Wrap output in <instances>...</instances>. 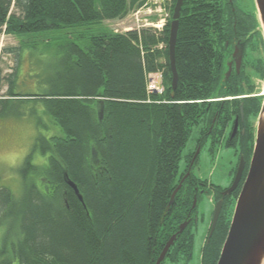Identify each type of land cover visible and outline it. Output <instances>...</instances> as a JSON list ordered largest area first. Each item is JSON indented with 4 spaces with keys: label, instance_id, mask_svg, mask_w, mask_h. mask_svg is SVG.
I'll use <instances>...</instances> for the list:
<instances>
[{
    "label": "trees",
    "instance_id": "trees-1",
    "mask_svg": "<svg viewBox=\"0 0 264 264\" xmlns=\"http://www.w3.org/2000/svg\"><path fill=\"white\" fill-rule=\"evenodd\" d=\"M232 1L183 0L175 46L178 83L171 97L167 41L175 0L162 28L121 33L110 32L103 21L123 18L144 0H0V34L60 33V41H44L63 49L65 58L48 79V90L19 94L9 77L6 94L0 97V114L9 102L30 99L41 103L59 128V133L48 129L36 137L33 149L46 158L45 164L40 172L27 155L20 169L25 183L21 198L0 188V224L7 227L3 244L9 236L15 239L9 249L0 248V264H155L186 220L160 264L190 259L196 212L192 205L199 193L186 186L201 181L207 187L192 172L198 158L194 153L186 158V169L192 162L189 178L161 217L186 172L177 179L191 128L203 125L199 145L211 134L218 141L216 135L223 136L229 125L233 130L241 107L240 132L225 145L248 161L262 103L252 82L254 75L264 77V40L256 31L254 1L247 0L249 12L234 8L238 0ZM96 24L85 44L69 37L70 28ZM230 35L244 44L243 65L225 78L226 65L218 56L221 49L231 52L232 42L225 45ZM253 35L259 48L251 41ZM26 43L20 41L16 55ZM158 71L164 90L149 93L145 77ZM34 170L41 174L36 181L28 175ZM65 173L78 187L85 208ZM239 186L225 197L214 195L213 202L222 198L223 205L212 235L205 238L200 264L217 262ZM210 188L222 189L213 184Z\"/></svg>",
    "mask_w": 264,
    "mask_h": 264
},
{
    "label": "rangeland",
    "instance_id": "rangeland-1",
    "mask_svg": "<svg viewBox=\"0 0 264 264\" xmlns=\"http://www.w3.org/2000/svg\"><path fill=\"white\" fill-rule=\"evenodd\" d=\"M146 2L147 4L144 6ZM171 4L172 2L169 3L167 0H144L141 6L130 9L123 18L103 21V26L107 30L109 29L110 32L121 33L141 27L154 28L152 24L164 25L165 15L169 12L168 6ZM237 6L244 7L248 12L250 10V4L247 3V0L236 1L234 8ZM98 27L96 24L76 26L75 29L70 28L71 35L69 37L80 45L85 44L89 39V35L95 33ZM256 31H259L262 35L259 26ZM54 37H60V33L54 32L47 36H41L40 33H31L21 34L19 37L4 33L0 34V97L6 94L9 77L14 78L13 91L16 93L33 95L48 90L49 84L47 81L55 76L57 71L55 66L61 64V59H65L62 51H60L63 49L59 50L45 44V39ZM23 38L27 40V43L19 49L20 52L16 55V48H18ZM49 41L55 43L60 40L56 38L49 39ZM251 41H254L255 48H259L254 35ZM10 48L14 51L10 52ZM254 53L256 55L257 51H254ZM261 54L264 57V50H261ZM255 64L258 65V62ZM156 73H151L154 80L156 79ZM158 74L162 76L163 80L162 71H158ZM145 79L147 83L148 76ZM252 82L254 83V92L262 96L263 100L264 95L261 94H264V77L254 75ZM7 107V110L0 114V188H7L15 199H20L25 189L20 169L27 155L31 154L30 162L33 165H38L40 172L41 167L39 166L43 167L45 164L46 158L33 149L36 137L39 133H45L48 129L49 132L59 133V128L52 124L48 114L44 112L43 105L39 102H33L30 99L22 102L12 101L8 103ZM40 120L42 123L39 124ZM202 126L200 122L192 126L178 163L177 179L185 169L187 155L189 153L197 155V162L192 172L199 179L206 181L207 187L206 192L199 194L196 200L195 219L192 225L193 246L191 257L186 262L182 260L176 264H200L202 247L209 231L215 206L211 201L214 191L209 186L213 184L227 187L234 176L233 168L239 163L240 159L234 147L225 145L226 139L231 135V125L224 130L223 136L216 135L218 141H215L214 136L211 134L206 136L204 142L199 145L198 139ZM213 141L215 142L213 143ZM38 170L28 173L34 181L41 177ZM6 228L3 223L0 224V248L4 246L7 250L10 241L15 239L13 236H9L5 245L3 244Z\"/></svg>",
    "mask_w": 264,
    "mask_h": 264
},
{
    "label": "water",
    "instance_id": "water-1",
    "mask_svg": "<svg viewBox=\"0 0 264 264\" xmlns=\"http://www.w3.org/2000/svg\"><path fill=\"white\" fill-rule=\"evenodd\" d=\"M257 12V20L261 28L264 40V0H253ZM183 0H175L173 13L169 24V33L167 41L168 50V63L171 73V97H173V90H175L178 83V73L175 65V46L177 42V34L179 27L180 9ZM244 51V44H238L234 47L233 57L236 62V69L240 68ZM231 73L229 66L226 76ZM240 107V115L242 111ZM237 130V117L235 118L233 132L230 138L235 136ZM245 167V160L240 156L234 178L231 186L222 192V196H226L233 192L242 177ZM188 173L184 176L186 178ZM67 184L72 188L78 200L86 207L83 201L82 194L79 192L78 187L72 182L68 175L65 173ZM183 178V179H184ZM183 179L178 183L177 187L173 190L170 200L162 214L161 221L166 212L174 202L176 192L181 187ZM193 204L195 205V199ZM223 200L220 199L216 202L208 237H210L215 229L218 216L221 212ZM190 220H186L179 224L178 230L173 234L165 243L161 250L155 264H160L170 247L174 244L177 234H181L186 228ZM264 260V96L261 103V108L257 116L255 126V140L253 144L252 154L249 161L247 174L241 185L240 191L236 198L230 224L224 242L222 244L219 257L216 264H262Z\"/></svg>",
    "mask_w": 264,
    "mask_h": 264
},
{
    "label": "flooded vegetation",
    "instance_id": "flooded-vegetation-1",
    "mask_svg": "<svg viewBox=\"0 0 264 264\" xmlns=\"http://www.w3.org/2000/svg\"><path fill=\"white\" fill-rule=\"evenodd\" d=\"M229 2L232 4L233 3V1L232 0H229ZM237 36V35H236ZM235 36V37H236ZM235 37L234 36H232V35H230L229 37H227V38H229L228 40H226V42H225V45L226 46H228V41H230V42H232V50H231V52L230 53H228L227 54V50H220V52H219V54H220V56H218V57H220V58H218L219 59V61H221L222 59L224 60V63H225V65H226V72H227V70H228V68H229V66H230V68H231V73H230V75L232 74V72H236V73H238L239 72V69L241 68V66L243 65V56H242V61H241V64H240V68L239 69H236V62H235V58L233 57V55H232V53H233V50H234V47L236 46V45H238V44H240V42H239V40L237 41L236 39H235ZM243 54H244V51H243ZM226 72H225V74H224V77L225 78H228L227 76H226ZM162 77V76H161ZM163 84V83H162ZM206 115H208V114H206ZM217 117V116H216ZM237 117V130H236V133H235V136H237V134H239V132H240V123L241 124H243V115L241 116V115H236L235 117H234V122H235V118ZM214 119H215V117H214ZM234 122H233V126H234ZM245 129H247V127L246 128H241V134H244V131H245ZM232 132H233V130L231 129V134H232ZM231 136V135H230ZM230 136H229V138H230ZM252 154V153H251ZM242 157H243V154L241 155ZM250 157H251V155H250ZM250 157H249V159H248V161L247 160H245V167H244V171H243V174H242V177H241V180H240V182H239V184H240V186H239V191H240V188H241V185H242V183H243V181H244V178H245V176H246V174H247V170H248V166H249V161H250ZM244 158V157H243ZM192 161H193V159H192ZM191 164H192V162L191 163H189L188 164V166H187V169H186V172H184L183 173V176L180 178V180H179V182L184 178V176L188 173V175H187V177L186 178H184L183 179V182L181 183V186H182V184L184 183V181L187 179V178H189V174H190V169H191ZM246 165H247V167H246ZM236 171V170H235ZM234 174H235V172H234ZM233 174V175H234ZM233 178H234V176H233ZM233 178H232V180H233ZM178 182V183H179ZM178 183H177V185H178ZM231 184H232V181H231V183L227 186V187H222V189L220 190L219 189V191L218 192H216L215 190H213L212 188V190L214 191V194H213V197H212V202H213V200H214V195L215 194H220L221 196H222V192L223 191H225L226 189H228L230 186H231ZM238 184V185H239ZM177 187V186H176ZM175 187V188H176ZM210 187V186H209ZM181 188V187H180ZM179 188V189H180ZM186 188H187V190H188V188H190V191L192 192V191H195L194 193L195 194H197V192L199 193V194H201V193H203V192H206V187H205V185H204V183L203 182H201V181H197V182H195V181H192L189 185H187L186 186ZM179 189H178V191H179ZM177 191V192H178ZM176 192V193H177ZM232 193V192H231ZM230 193V194H231ZM230 194H228V195H230ZM227 196V195H226ZM223 197V196H222ZM225 197V196H224ZM194 199H195V205H196V197H194ZM194 199H193V202H194ZM222 199V198H221ZM220 200V199H219ZM218 200V201H219ZM223 200V199H222ZM214 203V205L216 204V202H213ZM194 204L192 205V207H194L195 206ZM215 207V206H214ZM211 225V224H210ZM210 229V228H209ZM208 234H209V231H208ZM208 234H207V236H208ZM165 259V258H164ZM172 264H176V263H172Z\"/></svg>",
    "mask_w": 264,
    "mask_h": 264
},
{
    "label": "built area",
    "instance_id": "built-area-1",
    "mask_svg": "<svg viewBox=\"0 0 264 264\" xmlns=\"http://www.w3.org/2000/svg\"><path fill=\"white\" fill-rule=\"evenodd\" d=\"M169 3L172 2V0H167ZM156 3V2H154ZM147 4V2L144 4V6ZM162 10V9H161ZM165 17H168V13H166ZM165 18V20H166ZM164 20V21H165ZM163 24H152V26L154 28L160 29L162 27ZM155 74V73H154ZM148 80H147V91L149 93H162L163 92V85H162V77L160 74H158V72L156 73V79L154 80V78L151 76V74H148ZM151 76V78H150ZM161 78V80H160ZM149 81V84H148Z\"/></svg>",
    "mask_w": 264,
    "mask_h": 264
},
{
    "label": "bare ground",
    "instance_id": "bare-ground-1",
    "mask_svg": "<svg viewBox=\"0 0 264 264\" xmlns=\"http://www.w3.org/2000/svg\"><path fill=\"white\" fill-rule=\"evenodd\" d=\"M262 264H264V260H263Z\"/></svg>",
    "mask_w": 264,
    "mask_h": 264
}]
</instances>
